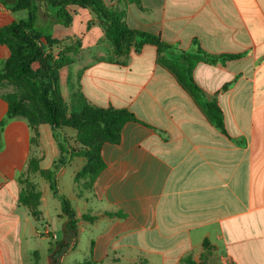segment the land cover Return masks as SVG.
Wrapping results in <instances>:
<instances>
[{
  "label": "crops",
  "instance_id": "0c3cea01",
  "mask_svg": "<svg viewBox=\"0 0 264 264\" xmlns=\"http://www.w3.org/2000/svg\"><path fill=\"white\" fill-rule=\"evenodd\" d=\"M15 1L0 0V28L27 18L26 11H12ZM103 1L125 11L129 28L185 50L197 38L212 54L246 55L193 70L195 82L223 112L225 135L157 65L155 47L112 62L111 46L89 10L72 9L67 28L79 17L81 29L61 36L52 33L61 27L54 11L40 10L41 33L66 45L81 43L71 71L85 99L100 108L127 109L138 120L124 126L119 144L103 146L105 169L92 189L75 182L83 158L58 171V184L68 174L71 193L82 202L73 205L77 246L60 263L185 264L191 258L196 264H264V0H141L145 10ZM10 55L0 45V61ZM8 91L0 92V124ZM38 133L32 144L27 120L17 117L0 136V264H50L51 249L62 237L65 218L61 206L50 202L45 180L34 178L42 192L40 220L19 202L29 161L39 159L46 170L60 156L52 128L42 125ZM62 133L79 148L76 131Z\"/></svg>",
  "mask_w": 264,
  "mask_h": 264
},
{
  "label": "trees",
  "instance_id": "16d2710c",
  "mask_svg": "<svg viewBox=\"0 0 264 264\" xmlns=\"http://www.w3.org/2000/svg\"><path fill=\"white\" fill-rule=\"evenodd\" d=\"M120 4H135L140 10H145L141 0H122ZM48 7L54 11V19L65 27L73 23L72 9H87L94 14L111 46L112 62L133 52L140 53L147 45L155 47L157 65L174 77L209 123L225 135L223 112L216 99L209 100L195 82L193 70L199 63L224 65L246 54H212L201 46L197 38L185 50L180 43H168L160 35L129 28L125 11L108 6L103 0L15 1L12 11H26L28 16L0 28V45L7 46L11 52L7 61H0V92L9 90L3 97L8 110L0 124V136L17 117L27 120L33 133L32 144L38 142L40 126L49 125L52 128L60 156L46 170L41 169L39 159L29 161L26 175L20 180L22 190L19 202L31 211L37 221L40 220L42 192L34 178L40 177L48 183L52 196L60 203L61 217L65 218L62 237L53 245L49 261L50 264H61L60 257L77 246L79 218L71 200L59 188L58 171L70 159L83 158L86 164L76 175L75 182L85 181L86 189H92L105 169L103 146L107 143L119 144L124 126L138 120L127 109L97 107L88 102L79 89L74 88L71 69L81 43L72 41L66 45V40L53 39L37 29L38 14ZM54 46H61L57 53L53 52ZM64 128L76 131L79 148L70 145L69 139L62 133ZM83 219L94 221L96 218L84 215ZM185 264L196 262L189 258Z\"/></svg>",
  "mask_w": 264,
  "mask_h": 264
},
{
  "label": "rangeland",
  "instance_id": "374dc122",
  "mask_svg": "<svg viewBox=\"0 0 264 264\" xmlns=\"http://www.w3.org/2000/svg\"><path fill=\"white\" fill-rule=\"evenodd\" d=\"M79 17H78V20L75 22V25L72 27V28H67V27H65V26H63V25H61V27H58V28H55V30H53L52 31V33H53V35H57V36H61V35H63V34H72V33H74V31H78V30H80L81 29V24L79 23ZM61 46H54L52 49H54L53 51L55 52V53H57L58 51H59V48H60ZM111 58V57H110ZM71 70H73V69H71ZM76 73V72H75ZM76 74H74V76H75ZM76 77V76H75ZM73 79H74V77H73ZM73 84V83H72ZM73 86H74V88L77 90L78 88L76 87V85L75 84H73ZM71 131L72 132H75L74 130H72L71 129ZM74 170V167H72V168H70L69 169V173H71L72 171ZM33 179V178H32ZM31 179V180H32ZM59 184H60V190L65 194V195H67V196H69V198L71 199V201H72V203H73V205L75 206V207H81V205H82V202H79L77 199H75L74 198V196L72 195V193H71V189H72V183L69 181V179H68V174L65 176V177H61V179H60V181H59ZM81 189H83L82 187H81ZM78 190V189H77ZM77 194H78V191H77ZM50 202L52 203V204H54V208H57L58 210H60V203H59V201H57L56 199H54V197H52L51 196V198H50ZM56 206V207H55ZM52 208V207H51ZM50 208V209H51ZM54 213H55V210L52 208L51 209V215H52V217H53V219H52V222H51V224H52V226L53 225H55L54 223L55 222H57V220H56V217H54ZM84 239V238H83Z\"/></svg>",
  "mask_w": 264,
  "mask_h": 264
}]
</instances>
